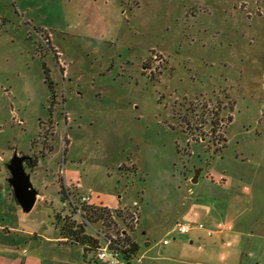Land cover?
<instances>
[{"label":"rangeland","instance_id":"rangeland-1","mask_svg":"<svg viewBox=\"0 0 264 264\" xmlns=\"http://www.w3.org/2000/svg\"><path fill=\"white\" fill-rule=\"evenodd\" d=\"M14 153L37 160L26 214ZM83 195L115 220L87 231L125 230L142 264H264V0H0V252L93 264L53 238ZM204 197L239 233L177 230L206 227L191 212Z\"/></svg>","mask_w":264,"mask_h":264},{"label":"trees","instance_id":"trees-1","mask_svg":"<svg viewBox=\"0 0 264 264\" xmlns=\"http://www.w3.org/2000/svg\"><path fill=\"white\" fill-rule=\"evenodd\" d=\"M44 74V79L48 83V87L52 92V95H54L53 86L51 85V80L46 68H44ZM36 165L37 160L34 157H30L29 167L34 168ZM60 187V193L63 195V199H65L67 196H69V192H66L63 184H60ZM82 203L83 204L79 207L74 203V201L69 200L68 212L64 214L61 213V211H64V208H62V210L59 212H55L52 223L62 237L60 242L81 244L84 248V256H86L87 252H96L97 249L102 245L99 235H94L87 231V221H100L103 228H114L115 220L113 218V211L109 207L86 204L85 202ZM78 212L81 220H77L75 218V215H77ZM115 215L120 216V212H115ZM115 231L118 234L116 238H112L107 232H105L104 235L107 238H110L113 243L122 245L124 247V249H122L124 257L130 258L132 256H136L140 250V245L132 240L128 232L125 230L118 231V229H116ZM93 264H100L96 260L95 255Z\"/></svg>","mask_w":264,"mask_h":264},{"label":"crops","instance_id":"crops-1","mask_svg":"<svg viewBox=\"0 0 264 264\" xmlns=\"http://www.w3.org/2000/svg\"><path fill=\"white\" fill-rule=\"evenodd\" d=\"M231 187V186H229ZM227 187V188H229ZM200 198H197V202ZM198 206L194 207L191 211L192 215L194 216L192 219H202L206 222V227L203 229L205 232L203 234L206 237H212L216 239L223 240L225 236L232 235L234 233H239L235 230V226L237 225V219L234 218L230 212V206H224L223 203H216L215 201L206 200V197L201 199ZM219 210L218 211V205ZM218 211V213L216 212ZM201 222V221H200ZM23 234H29L31 231L22 229ZM202 235V234H201ZM55 240H62V237L58 234L53 237ZM203 240V239H202ZM194 240L191 238L190 243H193ZM230 243V242H229ZM167 244V243H166ZM6 253L0 252V258L3 259V264H44V261L41 257H37L35 255H30L28 252L23 249L20 251L17 247L16 248H8L6 249ZM141 251V247H140ZM139 251V252H140ZM139 258V257H138ZM140 259V258H139ZM142 264V263H141Z\"/></svg>","mask_w":264,"mask_h":264},{"label":"water","instance_id":"water-1","mask_svg":"<svg viewBox=\"0 0 264 264\" xmlns=\"http://www.w3.org/2000/svg\"><path fill=\"white\" fill-rule=\"evenodd\" d=\"M26 159L30 160V157L14 153L7 163L9 172L7 177L8 184L14 199L25 214L33 208L39 195L30 180V174L25 170L24 160ZM192 181H196V178L192 179Z\"/></svg>","mask_w":264,"mask_h":264},{"label":"built area","instance_id":"built-area-1","mask_svg":"<svg viewBox=\"0 0 264 264\" xmlns=\"http://www.w3.org/2000/svg\"><path fill=\"white\" fill-rule=\"evenodd\" d=\"M80 200L81 202L88 203L89 196L83 195ZM176 228L180 233H188L192 229L202 230L205 227L203 222H194L189 220L185 222H178L176 224ZM166 243H168V240L164 239L163 244ZM101 244V247H99L95 252V258L98 262H100V264H141L137 255L130 258L124 257V253L122 251L124 247L113 243V241L105 235Z\"/></svg>","mask_w":264,"mask_h":264},{"label":"flooded vegetation","instance_id":"flooded-vegetation-1","mask_svg":"<svg viewBox=\"0 0 264 264\" xmlns=\"http://www.w3.org/2000/svg\"><path fill=\"white\" fill-rule=\"evenodd\" d=\"M29 163H30V160H28V159L24 160V166L25 167L27 166V164L29 165Z\"/></svg>","mask_w":264,"mask_h":264}]
</instances>
